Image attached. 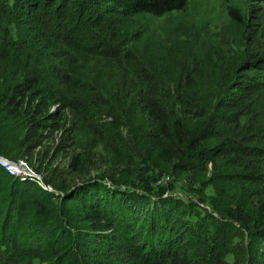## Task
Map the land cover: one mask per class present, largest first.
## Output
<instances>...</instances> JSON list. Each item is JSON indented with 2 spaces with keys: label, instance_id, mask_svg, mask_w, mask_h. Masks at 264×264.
<instances>
[{
  "label": "trees",
  "instance_id": "trees-1",
  "mask_svg": "<svg viewBox=\"0 0 264 264\" xmlns=\"http://www.w3.org/2000/svg\"><path fill=\"white\" fill-rule=\"evenodd\" d=\"M186 1L0 0V130L20 126L0 153L53 187L0 166V264H264V18L251 30L230 7L191 50L134 27ZM142 134L166 169L237 193L212 231L183 223L176 197L126 186Z\"/></svg>",
  "mask_w": 264,
  "mask_h": 264
},
{
  "label": "rangeland",
  "instance_id": "rangeland-1",
  "mask_svg": "<svg viewBox=\"0 0 264 264\" xmlns=\"http://www.w3.org/2000/svg\"><path fill=\"white\" fill-rule=\"evenodd\" d=\"M230 7L239 11L251 30L259 26L260 20L264 18V0H187L182 9L161 15L147 12L135 14L133 24L137 28L143 27L146 34L155 41L168 39L180 43L185 50L202 49L217 40L216 32L224 22L229 20ZM18 29L21 35L29 31L21 23ZM11 31L13 35L16 31L15 27H12ZM16 45L14 44L11 50L16 51L18 49ZM5 58L6 56L3 58L0 56L1 88L8 84L9 63ZM109 97L115 108L118 105L117 101L114 97ZM6 122L8 127L2 128L0 132L5 130L8 137H4L2 143L6 144L9 152L14 155V139L16 134H20V126L12 119H7ZM124 131L126 133V129ZM128 143L130 145L128 147L126 145L125 148L131 156L132 173L124 175L126 186L149 194L151 199L168 195L176 197L181 204L175 213L183 223L184 221L198 222L203 225L202 230L212 231L213 226L209 225L212 220L222 219L220 208L234 203V196L237 193L232 188L228 192L221 191L220 184L212 178L210 172L194 170L173 172L166 169L161 164L158 152L150 144L148 135H140L139 143H134L130 137L127 140ZM60 160L62 159L57 161ZM243 241L246 243L245 235H243Z\"/></svg>",
  "mask_w": 264,
  "mask_h": 264
},
{
  "label": "built area",
  "instance_id": "built-area-1",
  "mask_svg": "<svg viewBox=\"0 0 264 264\" xmlns=\"http://www.w3.org/2000/svg\"><path fill=\"white\" fill-rule=\"evenodd\" d=\"M0 166L10 175L20 179H31L44 189L53 190L51 184L46 183L41 172L36 171L26 158L10 159L0 154Z\"/></svg>",
  "mask_w": 264,
  "mask_h": 264
}]
</instances>
